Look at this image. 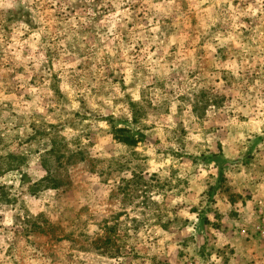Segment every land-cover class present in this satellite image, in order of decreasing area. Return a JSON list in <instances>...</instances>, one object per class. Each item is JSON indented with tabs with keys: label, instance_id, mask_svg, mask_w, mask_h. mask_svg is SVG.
I'll use <instances>...</instances> for the list:
<instances>
[{
	"label": "clouds",
	"instance_id": "9594fccd",
	"mask_svg": "<svg viewBox=\"0 0 264 264\" xmlns=\"http://www.w3.org/2000/svg\"><path fill=\"white\" fill-rule=\"evenodd\" d=\"M74 2L0 0V264H264V0ZM82 24L88 73L47 67Z\"/></svg>",
	"mask_w": 264,
	"mask_h": 264
},
{
	"label": "rangeland",
	"instance_id": "374dc122",
	"mask_svg": "<svg viewBox=\"0 0 264 264\" xmlns=\"http://www.w3.org/2000/svg\"><path fill=\"white\" fill-rule=\"evenodd\" d=\"M84 11H86V5L83 3V0H75L74 3L69 4L68 12L70 15H76L77 12H80V14L83 15ZM57 19H59V16H57ZM56 27H61V25H56ZM76 33L77 34L76 36H73L72 41L64 44L60 49L54 50L52 48H48L47 51H45V55L49 57V62H48L47 67L53 66L52 57H55V60L60 62L63 65H71L75 63V67L79 72H81L82 74L88 73V70L92 68L95 61L92 59L86 60L84 59V57L89 54L88 52L89 49L91 50V53L94 54L97 52L99 48L103 47L104 45L99 42V38L97 36V32H96L94 24H82L79 28L76 29ZM73 45H75V47ZM81 45H83V49L81 48ZM93 45H95L96 47L94 48ZM173 47L176 48L177 51L182 50V48H177L175 45ZM152 50L154 51V49ZM188 50L193 51L192 49H188ZM77 60H79L78 63L76 62ZM111 64H112V60L109 57L105 56L102 59L101 63L95 64V67L97 69H100V68L103 69L102 75L105 80H112V82L116 84V83H119V80L116 78V71L113 70ZM41 67L43 70L45 66L42 65ZM18 71L21 74H23V69H19ZM11 75L12 74L0 73V80L7 82L10 79ZM173 76H175V73L173 74ZM53 78L56 79L55 75L53 76ZM36 79L37 77L33 76L32 79L29 80L28 83L32 87H36ZM17 84L18 82L13 81L9 85L8 92L5 94H12V95H15L17 98H20L22 96L24 101L31 102L30 94H24V89L18 88ZM216 119H218V117L212 118L213 126L218 128L219 125L214 123ZM140 139L144 140L146 139V137L143 134H141ZM117 143H119V141H117ZM106 148H108L107 145H106ZM108 150H111V148H108ZM83 160H84V154L81 152L78 154H70L68 160L66 161L68 168L71 169L70 176L72 178V182L74 183L85 178V172L87 171V169L83 163ZM61 167L63 168L64 165L61 164ZM226 179L227 178L223 175V172H221L217 180L216 186L214 188L207 189V192L210 198V203H217V201L212 198L215 197L216 192L219 191L220 188L223 187V184L226 182ZM53 183L57 187L61 186L60 181L58 179L54 180ZM201 195H204V193H201ZM249 199H251V197H249ZM233 202H234V198L229 197V203H233ZM197 211L198 209L193 207L190 210V214L196 215ZM209 211H211V209H209ZM40 215L42 216L43 213H40ZM123 215H124L123 212L116 214V219L118 220ZM227 215L231 217L236 214L234 212H228ZM198 218L200 219L202 226L205 223H210V221L207 220V216H203L202 218L198 217ZM179 219H180L179 217L176 218V220H179ZM216 219L218 221H222L223 214L217 212ZM132 222L135 223V217L132 218ZM155 223L158 228H161L167 232L169 230V226L173 223V221L169 220L166 223H160V220L158 219ZM218 226H219L218 224L214 225V227H218ZM138 230L139 228L137 227V231ZM52 231H55V229L53 228ZM112 231H116V229L113 228ZM180 255L182 256L183 253H180ZM136 256L138 257L139 254H136ZM114 258L115 257H113V259ZM169 259L170 258L167 256L160 255L158 257L157 255H153L151 257V264H169Z\"/></svg>",
	"mask_w": 264,
	"mask_h": 264
}]
</instances>
